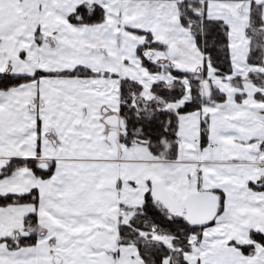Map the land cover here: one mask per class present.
Masks as SVG:
<instances>
[{
  "label": "snow or ice",
  "instance_id": "6c2138e0",
  "mask_svg": "<svg viewBox=\"0 0 264 264\" xmlns=\"http://www.w3.org/2000/svg\"><path fill=\"white\" fill-rule=\"evenodd\" d=\"M0 264H264V0H0Z\"/></svg>",
  "mask_w": 264,
  "mask_h": 264
}]
</instances>
